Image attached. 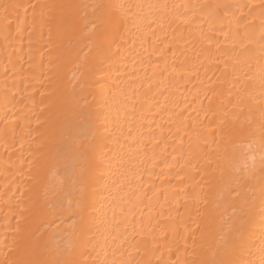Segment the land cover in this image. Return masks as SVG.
Masks as SVG:
<instances>
[{
  "label": "bare ground",
  "instance_id": "bare-ground-1",
  "mask_svg": "<svg viewBox=\"0 0 264 264\" xmlns=\"http://www.w3.org/2000/svg\"><path fill=\"white\" fill-rule=\"evenodd\" d=\"M0 264H264V0H0Z\"/></svg>",
  "mask_w": 264,
  "mask_h": 264
}]
</instances>
